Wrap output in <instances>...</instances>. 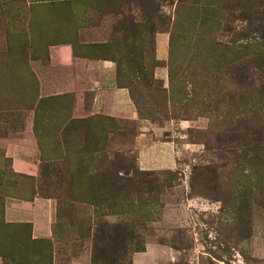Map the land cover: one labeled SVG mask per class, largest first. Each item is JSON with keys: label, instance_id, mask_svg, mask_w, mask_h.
<instances>
[{"label": "rangeland", "instance_id": "1", "mask_svg": "<svg viewBox=\"0 0 264 264\" xmlns=\"http://www.w3.org/2000/svg\"><path fill=\"white\" fill-rule=\"evenodd\" d=\"M65 46L115 64L137 120L76 105ZM142 131L182 140L186 167L140 170ZM35 197L40 239L4 219ZM146 243L159 264H264V0H0V256L132 264Z\"/></svg>", "mask_w": 264, "mask_h": 264}, {"label": "crops", "instance_id": "2", "mask_svg": "<svg viewBox=\"0 0 264 264\" xmlns=\"http://www.w3.org/2000/svg\"><path fill=\"white\" fill-rule=\"evenodd\" d=\"M60 50L67 54L64 61L55 65L62 67L65 76V93L73 94L77 106H82L90 115H102L114 119L137 120L136 111L127 89L117 83L116 66L108 60H94L74 57L70 47ZM160 58L163 59L161 56ZM76 117L75 115H73ZM30 140L34 141L33 152H36V138L31 128L28 129ZM150 138V142L147 140ZM140 148L136 155V164L142 171H177L186 167L181 155L186 154V145L182 140L169 137L160 138L158 133L139 132L136 138ZM13 167L20 166L19 172L34 174L35 164L14 157ZM40 209H44V215ZM51 203L41 197L32 200L11 199L6 202L4 219L11 224H30L32 238L40 239L47 236ZM169 248L147 244L144 250L132 256V264H159L161 257L168 255ZM0 264L2 259L0 258Z\"/></svg>", "mask_w": 264, "mask_h": 264}, {"label": "trees", "instance_id": "3", "mask_svg": "<svg viewBox=\"0 0 264 264\" xmlns=\"http://www.w3.org/2000/svg\"><path fill=\"white\" fill-rule=\"evenodd\" d=\"M116 77H117V70H116ZM120 87H122V86H120ZM122 88L127 89V90L129 89V87H127V86H124ZM24 225H25L26 228L31 227L29 224H24ZM21 227H23V226H21ZM29 239H31V238L29 237ZM143 250H144V248H143ZM28 251L31 254H34V255L38 256L41 253V245L40 244H37L34 240H32L31 243H30V247L28 248ZM17 256L20 258V252L17 253ZM0 258L2 259V261L3 260H5V261H11L12 264H22V263L17 262L12 256H3V255H1ZM25 264H30V263H25ZM31 264H33V263H31ZM34 264H38V263H34Z\"/></svg>", "mask_w": 264, "mask_h": 264}]
</instances>
